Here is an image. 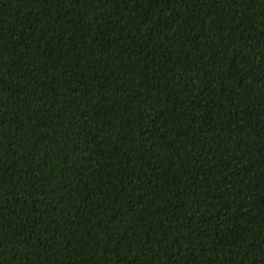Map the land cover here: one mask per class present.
Here are the masks:
<instances>
[{"label":"trees","instance_id":"1","mask_svg":"<svg viewBox=\"0 0 264 264\" xmlns=\"http://www.w3.org/2000/svg\"><path fill=\"white\" fill-rule=\"evenodd\" d=\"M0 264H264V0H0Z\"/></svg>","mask_w":264,"mask_h":264}]
</instances>
